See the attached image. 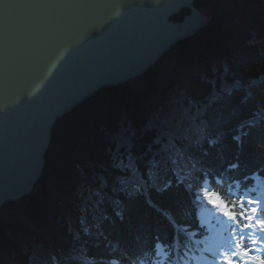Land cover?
<instances>
[{
    "label": "trees",
    "instance_id": "1",
    "mask_svg": "<svg viewBox=\"0 0 264 264\" xmlns=\"http://www.w3.org/2000/svg\"><path fill=\"white\" fill-rule=\"evenodd\" d=\"M195 4L213 24L57 121L24 213L0 208V264H124L122 253L144 264L150 250L169 252L174 230L194 228L204 189L229 199L264 179V3ZM60 238L79 257L65 261L49 241Z\"/></svg>",
    "mask_w": 264,
    "mask_h": 264
},
{
    "label": "water",
    "instance_id": "2",
    "mask_svg": "<svg viewBox=\"0 0 264 264\" xmlns=\"http://www.w3.org/2000/svg\"><path fill=\"white\" fill-rule=\"evenodd\" d=\"M6 2L10 7L0 9V208L32 190L60 118L100 89L144 73L205 27L196 0Z\"/></svg>",
    "mask_w": 264,
    "mask_h": 264
},
{
    "label": "snow or ice",
    "instance_id": "3",
    "mask_svg": "<svg viewBox=\"0 0 264 264\" xmlns=\"http://www.w3.org/2000/svg\"><path fill=\"white\" fill-rule=\"evenodd\" d=\"M10 5L6 2V0H0V9H7ZM100 27H103V25H100ZM4 107L3 104H0V110H2ZM238 139V138H237ZM210 144L214 145L217 143L216 140H210ZM262 148H264V145H261ZM229 169H237L239 167L238 163H230L228 165ZM178 182L182 183V178L177 177ZM171 187V181L165 183L162 188L158 189L159 191H165L168 188ZM216 195V194H213ZM213 203L219 204L223 206L224 213L227 215L231 220L235 221L237 224L240 223L241 220V213L231 210L228 204L224 203V201L220 200L219 198L214 199ZM237 203H240L238 201ZM244 205H247V207H244L246 209V212L244 213V224L241 229V240H250L253 244H264V218H260L261 216H264V196L258 197L257 199H245ZM117 216H121L119 212L116 213ZM121 219L123 217L121 216ZM255 229V232H252V230ZM87 231V229H85ZM252 232V235H247V233ZM257 233L259 234L258 239H253V236H256ZM234 247L230 252H224L223 253V261L222 264H240V260L238 259L239 253L235 251L236 248H240L243 250L244 255H248L250 252L254 251V249L248 248L245 244L239 243L237 241H233ZM236 257V258H234ZM121 260L124 261V264H133V260L129 255H126L124 253L121 254L120 257ZM107 264H119L118 260H111L107 262ZM258 264H264V257L258 258Z\"/></svg>",
    "mask_w": 264,
    "mask_h": 264
},
{
    "label": "rangeland",
    "instance_id": "4",
    "mask_svg": "<svg viewBox=\"0 0 264 264\" xmlns=\"http://www.w3.org/2000/svg\"><path fill=\"white\" fill-rule=\"evenodd\" d=\"M204 14H205V23L206 25H211L213 23H211L213 21V19H215L216 15H210L207 10L204 9ZM211 23V24H210ZM205 28V27H204ZM202 28V29H204ZM201 29V30H202ZM199 30L197 32V34L201 31ZM214 31V30H212ZM196 34V35H197ZM194 36H191L189 38H186L184 40H182L181 42L185 41V40H188L190 38H193ZM180 43V42H179ZM170 52V51H169ZM158 64V63H157ZM119 86V85H117ZM116 86V87H117ZM110 87V86H109ZM104 88H107V87H104ZM103 89V88H102ZM94 95V94H93ZM92 95V96H93ZM89 99V98H88ZM83 104V103H82ZM70 113V112H69ZM260 179V178H259ZM263 181V180H262ZM261 186H264V181L261 183ZM262 188V187H261ZM263 191V189H261ZM213 194H216L215 192H213L212 190H207L203 193L202 196H199L200 199H201V206L199 208V212H198V216H199V219H200V222L205 224L206 227H207V230L210 234V236L212 238H217L223 234H225V231L229 229L230 225H232L234 222L233 220H231L227 215H225L224 213V209H223V206L222 205H219V204H216V203H213V200L214 199H217L219 198V196L216 194V195H213ZM264 194V193H263ZM264 196V195H263ZM258 197H261V195H259ZM220 199V198H219ZM221 200V199H220ZM25 201V198L22 200V201H18V203L14 204L13 206H15L21 213H24V209L23 207H21V205H19V203H22ZM225 203V202H224ZM9 204H13V203H9ZM9 204H6V205H9ZM23 204V203H22ZM13 212H15L14 210H12ZM19 212V213H20ZM20 213V214H21ZM21 216V215H20ZM260 218H264L263 216H261ZM20 229V231L24 232V230H22L20 227H19V224L18 225H14V229H12L13 231L14 230H18ZM28 229V232L25 231L24 234L25 236H27L30 240L32 238V233H30V229L27 227ZM26 229V230H27ZM8 231H11V230H8ZM12 233V232H11ZM17 236H22V234H18ZM55 246H57V248L59 249V251L61 252V256L63 257V259L65 261L69 260V259H72V258H77L79 257L78 255V251H77V248L75 247V245L71 242H69V240H67L66 238H60L58 240H56L54 243H53ZM234 247V243L232 244H229L228 245V248L229 250H232ZM236 258V257H234ZM239 260L241 259H245L249 262V259L247 258L246 255H244L242 252L241 254L239 255L238 257ZM250 264H251V261H250Z\"/></svg>",
    "mask_w": 264,
    "mask_h": 264
},
{
    "label": "bare ground",
    "instance_id": "5",
    "mask_svg": "<svg viewBox=\"0 0 264 264\" xmlns=\"http://www.w3.org/2000/svg\"><path fill=\"white\" fill-rule=\"evenodd\" d=\"M260 1H262L263 3H264V1L263 0H260ZM196 5V4H195ZM196 7H197V5H196ZM198 8V7H197ZM199 9V8H198ZM201 12H202V14L204 15V19H205V14H204V10H201V9H199ZM188 13V11L187 10H184L179 16L182 18L185 14H187ZM176 17L177 16H173V20L174 21H178V19H176ZM180 20V19H179ZM196 34L197 33H195L193 36H196ZM178 45V43L176 44V45H174L172 48H171V50L173 49V48H175L176 46ZM170 50V51H171ZM160 61V60H159ZM154 67V66H153ZM153 67H151V68H149L148 70H146L144 73H141L139 76H137V77H141V76H144V75H148L149 74V72H150V70L153 68ZM137 77H134V78H132V79H130L129 81H132L133 79H135V78H137ZM128 81V82H129ZM119 86H125V84H121V85H119ZM110 87H116V85H114V86H110ZM101 90V89H100ZM99 90V91H100ZM98 92V91H97ZM96 92V93H97ZM86 101V100H85ZM85 101H83V102H85ZM82 102V103H83ZM80 105H82V104H80ZM79 105V106H80ZM79 106H76L74 109H76L77 107H79ZM73 109V110H74ZM203 129H204V127H203ZM50 147V146H49ZM47 152H48V150L46 151V153H45V162H46V154H47ZM160 164H159V162H155L154 163V166H159ZM263 181H264V179H262ZM38 181V180H37ZM262 181V182H263ZM34 186H35V184L33 185V188H32V190L28 193V194H26V195H24V196H22L21 198H25V200L27 199V198H29V197H31L32 196V194H33V189H34ZM260 188L262 187V186H259ZM264 187V186H263ZM233 193H235V195H233L234 196V198L235 197H238V198H240L241 196H243L244 195V193H238V191L237 190H235V189H230ZM114 199V198H113ZM20 199H18V200H15V201H12V202H14V203H18V201H19ZM6 204V203H5ZM4 204V205H5ZM4 205H2V206H4ZM82 214H84V212H82ZM17 215H19V217H21L25 222L27 221V223L29 224V219H28V217L25 215V216H20L21 214L18 212L17 213ZM61 215H62V213H61ZM35 236V235H34ZM33 236V237H34ZM68 240V239H67ZM32 242H34L35 243V245L36 246H38L39 244L38 243H36V239H34ZM70 242V241H69ZM73 259V258H72Z\"/></svg>",
    "mask_w": 264,
    "mask_h": 264
},
{
    "label": "clouds",
    "instance_id": "6",
    "mask_svg": "<svg viewBox=\"0 0 264 264\" xmlns=\"http://www.w3.org/2000/svg\"><path fill=\"white\" fill-rule=\"evenodd\" d=\"M141 2H143V0H141ZM149 2L153 5H159L163 2V0H149Z\"/></svg>",
    "mask_w": 264,
    "mask_h": 264
}]
</instances>
